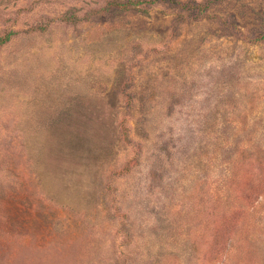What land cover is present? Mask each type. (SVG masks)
Masks as SVG:
<instances>
[{
    "label": "rangeland",
    "instance_id": "obj_1",
    "mask_svg": "<svg viewBox=\"0 0 264 264\" xmlns=\"http://www.w3.org/2000/svg\"><path fill=\"white\" fill-rule=\"evenodd\" d=\"M0 264H264V0H0Z\"/></svg>",
    "mask_w": 264,
    "mask_h": 264
},
{
    "label": "trees",
    "instance_id": "obj_2",
    "mask_svg": "<svg viewBox=\"0 0 264 264\" xmlns=\"http://www.w3.org/2000/svg\"><path fill=\"white\" fill-rule=\"evenodd\" d=\"M122 131H124V130H122Z\"/></svg>",
    "mask_w": 264,
    "mask_h": 264
}]
</instances>
